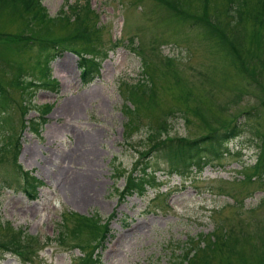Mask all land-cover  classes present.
<instances>
[{
    "label": "rangeland",
    "instance_id": "rangeland-1",
    "mask_svg": "<svg viewBox=\"0 0 264 264\" xmlns=\"http://www.w3.org/2000/svg\"><path fill=\"white\" fill-rule=\"evenodd\" d=\"M40 1L51 16L72 0ZM88 1L104 22L95 35L102 49L94 58L98 75L82 83L78 56L67 50L52 53L48 66L57 88L30 87L31 93L23 94L24 113L12 80L19 73L23 81L36 77L43 53L52 51L53 38L65 35L67 28L51 27L46 50L38 39L21 50L0 40V84L8 98L0 110V145L10 138L16 145L10 144V152L0 150V238L9 240L14 232L45 239L38 258L29 262L17 257L14 243L0 248V264H80L83 255L97 264H183L182 254L201 246L198 235L221 231L237 243L221 249L229 255L228 264H255L264 257V137L257 140L248 127L264 124V28L259 42L249 36L254 32L250 20L235 23L240 34L233 35L226 27L223 0ZM21 18L0 6V34L17 33ZM113 37L116 45H110ZM139 78L152 85L154 105L132 119L136 126L126 134L129 114L123 103H131L124 99L122 82ZM30 102L49 104L48 111L41 117L40 108ZM33 116L40 122L36 127L28 119ZM164 120L167 134L188 140L232 123L241 128L226 139L232 154L210 160L200 171L191 166L184 179L169 173L163 154L152 150L149 162L159 185L142 195L121 193L138 151L148 147L147 128ZM12 154L37 184L34 199L24 195ZM112 164L121 167L118 174ZM218 193L232 195L235 202ZM69 213L95 216L100 235L89 238L82 230L78 240L61 236L62 218ZM28 247L33 255L36 242ZM215 262L213 257L210 264Z\"/></svg>",
    "mask_w": 264,
    "mask_h": 264
},
{
    "label": "trees",
    "instance_id": "trees-1",
    "mask_svg": "<svg viewBox=\"0 0 264 264\" xmlns=\"http://www.w3.org/2000/svg\"><path fill=\"white\" fill-rule=\"evenodd\" d=\"M206 1L207 0H202V2L207 4ZM223 2L224 7L222 12L226 17H224L226 20V27L230 29L228 31L231 32L234 30L232 34L238 35L240 33L236 31V27L233 25L235 23H245L250 20L253 24L252 30H254V32L249 36L256 42H259L261 40V29L262 27L264 28V0H223ZM0 6L6 7L9 10H15L22 17L19 31L12 34H0V40L11 42L17 50H21L29 47L32 41L38 39L37 43L40 46L39 48L41 50H46L48 47L46 41L50 37L48 33L51 27L57 26L59 28H67L68 31L66 30L65 35L62 37H52L54 46L59 43L61 46L69 48L77 53L79 58L80 77L82 80H89L93 74H95L93 72H97L98 62L94 60V58L102 51V49L98 47V42L95 38L99 29L95 26L96 15L93 14L88 7L86 0L82 3H80L79 0H72L71 2L66 1L62 3L57 12L51 16H49L40 0H0ZM85 34L91 35L86 38L84 36ZM216 43L218 44V41ZM220 47L223 46L220 45ZM49 52V50H46L43 53L44 65L42 67L37 66L36 68L38 78L23 81L21 84H19L20 79L18 77L12 80L13 86L19 89L21 96H23V92L31 93V90L28 89L32 86L48 85L52 88H56V80L49 78V68L47 66L51 58V53ZM166 62L167 64L171 63L168 57L166 58ZM150 67L154 73V71H156L155 66L152 64ZM238 70H241V68H238ZM20 71L21 68L18 67L17 72ZM17 75L19 74H16V76ZM122 94L124 95V99L131 103L130 105H127L125 102L123 103L124 111L126 114H129L128 123H126L125 128L126 134H129L132 130L130 127L136 126L132 119L137 117L140 111L142 112L144 109L153 108L154 100L152 96L155 94L152 90V85L145 79L142 80V78L133 82L123 81ZM188 96L189 91L187 88H184L182 97L184 100H187ZM7 102L8 98L5 94V89L0 84V110L6 109ZM32 105L37 106L35 104ZM22 106L24 112L27 109V105L24 102ZM48 107V104L43 108L41 107L40 114L43 112L45 113ZM168 111L172 112V110ZM1 120L3 121V118L0 116V121ZM36 126H38V123L32 120L31 127ZM248 128L253 137H256L257 140L260 141L263 139L264 124L260 127L251 124ZM239 129L240 127H238L237 123H232L227 126L215 127L211 132L208 130L188 140L181 135L175 136L167 134V123L165 120L160 122L159 126H149L145 137V143H148V147L146 148V146L143 145L142 150L138 151L134 159L135 162L133 161L132 170L124 177L125 184L121 193L130 194L134 192L138 195H142L145 189L154 188L159 185L155 170L149 162L151 156L149 153L152 150L158 149V152L165 157L170 171L175 172L178 177L184 179V176L188 175L191 171V166L195 168V171H200L203 164L213 159H219L222 155L229 153L226 146V139L229 138V136L232 137L235 135ZM14 143V140L12 141L10 138L0 145V150L10 152L9 147L12 145L13 148H15L16 146ZM258 148H260V145ZM13 151L15 154L16 149ZM120 168L121 167L116 164H112L113 174L114 172L118 174ZM32 189H34V187ZM27 194H29V191ZM156 196L157 192H155L153 198H156ZM69 215L72 219H70ZM69 215L66 218H62L64 229L58 230L61 236L70 234L73 239L78 240L82 230L88 231L89 238L98 237L100 235L97 234L99 226H96L97 218L95 216H85L82 214L71 215V213H69ZM67 221H72V223L68 226L66 225ZM5 224L7 229H9L8 222H5ZM105 229L106 227L104 230ZM20 234L21 233H10L9 236L11 238L9 237V240H2L3 237H1L0 240L3 242H0V248L7 249L8 244L14 243L12 249L16 250V254L27 261H31V256L33 257L34 255H31V248H29L28 245L33 246L35 236H32V239L29 237V240L25 239ZM197 237L202 239L201 246L193 245L191 252H187L186 254L183 253L181 256L184 261L183 264H210L213 257L216 258L215 264L221 262L228 264L229 255L221 251V249L227 251L232 245H237V243H235L236 240L231 237L228 231H221L217 236L212 234L209 236L198 235ZM74 246H79L80 250L85 254L81 244L75 243ZM79 258L80 260L78 263L80 264H97L96 259L92 257H84L83 255L79 256ZM255 264H264V257L258 256L257 260H255Z\"/></svg>",
    "mask_w": 264,
    "mask_h": 264
},
{
    "label": "bare ground",
    "instance_id": "bare-ground-1",
    "mask_svg": "<svg viewBox=\"0 0 264 264\" xmlns=\"http://www.w3.org/2000/svg\"><path fill=\"white\" fill-rule=\"evenodd\" d=\"M84 198H88V196L87 197H84Z\"/></svg>",
    "mask_w": 264,
    "mask_h": 264
}]
</instances>
